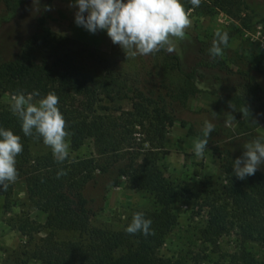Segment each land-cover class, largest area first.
Masks as SVG:
<instances>
[{
    "label": "trees",
    "instance_id": "16d2710c",
    "mask_svg": "<svg viewBox=\"0 0 264 264\" xmlns=\"http://www.w3.org/2000/svg\"><path fill=\"white\" fill-rule=\"evenodd\" d=\"M49 3L50 0L19 1L33 12L35 30L11 41L0 39V91L12 96L39 92L33 102L54 93L66 121L65 130L69 133L72 150H78L91 138L94 151L88 157L68 156L62 163L57 162L50 151L34 156L31 145L43 141L42 138L24 136L10 104L0 100V126L19 135L23 145V151L16 157L17 178L24 180L33 205L47 213L43 224L45 236L33 249L32 257L43 264H264V257L248 245L251 239H257L264 249V172L258 169L244 180L236 178L232 169L236 157L230 151L224 165L226 183L208 202L205 235L217 246V237L227 228V220L232 216L240 228L241 242L237 249L228 255L221 253L210 263L203 261L204 257L190 262L160 254L161 245L178 223L172 205L185 196L166 178L160 164L166 134L177 118L172 102L157 92L148 95L135 88L128 74L115 68L99 50L76 44L78 42L47 29L45 13ZM190 6L188 4L187 8ZM12 8L16 12L19 9L15 0ZM13 31L14 27L6 28V33ZM237 31L238 28H233L220 32L228 33L230 42ZM214 38L215 33L201 41L190 69L185 68L178 53L161 51L173 68L191 82L201 80L203 69H219L239 76L242 91L236 98L255 105L264 118V87L247 71H233L222 55L210 56ZM226 49L222 46V52ZM253 52L254 48L247 49L248 62L253 61L249 56ZM182 93L186 95L187 91L183 89ZM171 94L173 98L182 95L177 96L173 89ZM125 101L130 102V108H125ZM182 125L185 126V122ZM137 133L143 137L138 138ZM61 169L66 175L57 178ZM98 175L109 176L112 186L120 185L125 177L128 186L154 195L157 208L144 212L145 217L152 220L151 235H131L125 228L112 230L91 223L94 211L86 189ZM0 193L8 197L11 185ZM30 227L36 229L25 221L19 230L29 234ZM41 227L39 225L38 229ZM59 230H74L82 235L75 240L60 239Z\"/></svg>",
    "mask_w": 264,
    "mask_h": 264
},
{
    "label": "rangeland",
    "instance_id": "374dc122",
    "mask_svg": "<svg viewBox=\"0 0 264 264\" xmlns=\"http://www.w3.org/2000/svg\"><path fill=\"white\" fill-rule=\"evenodd\" d=\"M13 1L7 3L0 0V39L6 38L7 41L28 36L36 25L33 12L24 4L20 5V0H15L19 8L16 12L12 8ZM182 2L189 13L191 25L185 29L184 38L176 40L174 52L181 56L185 68L190 69L195 63L201 41L217 31L238 28L222 56L233 71H247L264 87V0H201L197 8H187L190 0ZM71 4L72 0H50L45 13V27L78 42L76 44L102 52L115 68L128 74L135 88L148 95L157 92L165 96L172 102L177 116L166 134L160 164L166 178L177 185L185 196L172 205L178 223L161 245L160 254L190 262L193 258L204 257L203 261L210 263L221 253H232L241 242L236 218L229 217L227 228L217 237V246L210 243L205 228L210 210L208 202L226 183L224 165L228 151L236 158L240 157L245 151L244 143L264 138V118L257 107L236 98L242 91V79L219 69H203L199 81L202 86L197 87L196 82L186 79L173 68L161 50L131 56L119 45L113 44L105 31L91 34L77 26L74 23L76 8ZM10 27H14L12 34L6 33V28ZM248 48H254L253 54L249 55L253 60L250 63L245 56ZM172 89L177 96L182 95L171 97ZM183 89L187 91L186 95L182 93ZM11 97L10 93L0 91L2 103L10 104ZM124 106L130 108L131 104L125 101ZM205 121L214 125V131L208 137L204 155L197 157L193 144L198 138H203ZM136 135L143 137L139 133ZM65 139L69 144L70 158L93 154V139H86L78 150H72L69 135ZM31 151L34 156L52 152L43 141L33 143ZM259 170L264 172V165ZM111 181L109 176L98 175L86 189L94 211L91 221L94 226L121 230L131 222L134 213L157 208L150 191L128 186L125 177L118 186H112ZM10 185L8 197L0 193V264H43L32 257V251L45 236L43 224L47 213L33 205L22 178H17ZM25 221L36 229L31 230L30 227L29 234L22 233L19 226ZM39 225L42 226L40 229ZM81 235L74 230L57 232L60 239L75 240ZM248 245L264 257V249L257 239H251Z\"/></svg>",
    "mask_w": 264,
    "mask_h": 264
},
{
    "label": "clouds",
    "instance_id": "9594fccd",
    "mask_svg": "<svg viewBox=\"0 0 264 264\" xmlns=\"http://www.w3.org/2000/svg\"><path fill=\"white\" fill-rule=\"evenodd\" d=\"M190 3L197 8L201 0H190ZM71 6L76 8L74 23L77 26L91 34L105 31L113 44L131 56L148 55L161 49L169 53L176 51V40L183 39L185 29L191 25L182 0H72ZM228 42V33L217 31L209 49L210 56L222 55V46L227 47ZM196 84L202 86L199 81ZM39 95V92L14 94L10 100L11 111L20 121L24 136L42 138L54 159L62 163L69 156V144L65 139L69 133L58 108V97L48 93L33 102V97ZM213 131L214 125L205 121L203 138L193 144L195 156L204 155ZM244 149L232 166L233 174L240 180L254 175L264 165V138L244 143ZM22 151L21 137L0 126V191H6L16 181V157ZM62 175H66L63 169L57 172V178ZM151 224L152 220L143 212H136L125 231L148 236L152 234Z\"/></svg>",
    "mask_w": 264,
    "mask_h": 264
}]
</instances>
